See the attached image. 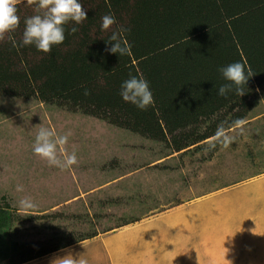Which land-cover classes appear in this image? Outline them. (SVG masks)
Returning a JSON list of instances; mask_svg holds the SVG:
<instances>
[{
    "label": "rangeland",
    "instance_id": "374dc122",
    "mask_svg": "<svg viewBox=\"0 0 264 264\" xmlns=\"http://www.w3.org/2000/svg\"><path fill=\"white\" fill-rule=\"evenodd\" d=\"M244 121L242 134L225 130L234 137L227 148L209 149L210 137L174 151L80 111L1 94L0 210L9 220L0 242L46 246L96 233L19 264H61L67 255L107 264L106 236L163 221L171 244L157 237L145 263L115 252L119 263L264 264V96ZM40 127L71 131L58 155L75 150V165L62 170L33 152ZM25 196L35 207L19 206Z\"/></svg>",
    "mask_w": 264,
    "mask_h": 264
},
{
    "label": "trees",
    "instance_id": "16d2710c",
    "mask_svg": "<svg viewBox=\"0 0 264 264\" xmlns=\"http://www.w3.org/2000/svg\"><path fill=\"white\" fill-rule=\"evenodd\" d=\"M86 17L50 52L20 46L24 19L36 14L28 0L17 5L18 27L0 40V95L34 97L71 112L106 121L139 136L164 141L174 151L212 137L245 119L264 96V0H81ZM111 14L116 23L101 28ZM129 51L109 53L113 31ZM15 41V44H14ZM239 61L252 71L245 92L227 98L218 68ZM129 74L149 82L154 103L146 110L119 94ZM85 90L88 95H85ZM8 214L0 210V241ZM96 233L46 246L0 242L1 259L19 264L90 238ZM18 256L17 258H15ZM15 259V260H14Z\"/></svg>",
    "mask_w": 264,
    "mask_h": 264
},
{
    "label": "clouds",
    "instance_id": "9594fccd",
    "mask_svg": "<svg viewBox=\"0 0 264 264\" xmlns=\"http://www.w3.org/2000/svg\"><path fill=\"white\" fill-rule=\"evenodd\" d=\"M20 2L21 0H0V40H3L5 33H10L18 27L20 17L17 14V5ZM28 2L36 5V14L24 19L20 46L34 45L37 50L45 53L50 52L53 45L63 43L65 25L68 22H74L73 27L69 30L74 33L77 31L76 25L87 19L86 10L82 8L81 0H28ZM101 20L103 30H108L110 26L116 23L115 16L111 14L104 15ZM121 31H126V29L119 28L112 32L106 41V44H110L106 50L109 53L123 56L128 53L129 48L122 42L119 35ZM218 71L228 83L221 84L217 88V95L225 98L233 91L239 97L242 96L245 92L246 82L253 74L250 68L239 61L221 66ZM84 94L88 95V91L85 90ZM119 94L122 100L135 105L140 110H146L154 103L149 82L143 77L129 74V77L121 82ZM245 123L243 119L235 121V125L241 134L244 132ZM71 135V131L57 135L54 130L40 127L35 136L32 150L35 154L46 159L50 166L62 170L67 169L77 163L76 151L63 154L64 150L60 148V153L63 154L61 156L58 155V146L65 145ZM233 140L234 137L225 132L224 123H221L208 142V147L211 149L217 143H221L227 148ZM16 191H23V186L17 185ZM18 204L25 209L35 207L33 199L28 196L20 199ZM61 264H88V261L83 257L74 259L72 255H67L66 258L62 259Z\"/></svg>",
    "mask_w": 264,
    "mask_h": 264
},
{
    "label": "crops",
    "instance_id": "0c3cea01",
    "mask_svg": "<svg viewBox=\"0 0 264 264\" xmlns=\"http://www.w3.org/2000/svg\"><path fill=\"white\" fill-rule=\"evenodd\" d=\"M166 232L167 228L163 221L156 223L154 221L153 224H148L146 228L138 231L125 228L121 232H115L106 236L99 251H104L105 255L108 256L109 260L107 261V264H120L119 260L115 258V252L124 254L125 261L129 259L133 262H135V260H141L145 263V261L150 259V257H148L150 256V252L160 245H158L157 237L160 236V239L164 240L162 242L163 244L170 243L171 237L166 234ZM125 251L127 252L126 254ZM100 255L99 260L106 259L105 257H102L103 254L101 252ZM179 264H181V262H179Z\"/></svg>",
    "mask_w": 264,
    "mask_h": 264
}]
</instances>
